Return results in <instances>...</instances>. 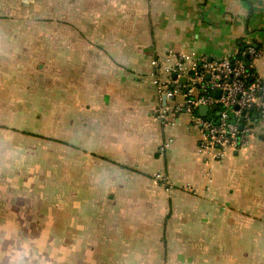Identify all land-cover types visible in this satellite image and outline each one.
<instances>
[{
  "label": "crops",
  "instance_id": "0c3cea01",
  "mask_svg": "<svg viewBox=\"0 0 264 264\" xmlns=\"http://www.w3.org/2000/svg\"><path fill=\"white\" fill-rule=\"evenodd\" d=\"M249 45L264 0H0V264H264V107L221 162L153 115L152 58Z\"/></svg>",
  "mask_w": 264,
  "mask_h": 264
},
{
  "label": "built area",
  "instance_id": "2783aa9c",
  "mask_svg": "<svg viewBox=\"0 0 264 264\" xmlns=\"http://www.w3.org/2000/svg\"><path fill=\"white\" fill-rule=\"evenodd\" d=\"M259 57L249 45L212 61L171 52L152 58L151 84L158 101L154 117L164 122L188 116L197 133V152L214 162L243 150L264 107V87L252 64ZM216 92L220 93L218 98ZM203 106L208 109L205 116L199 114ZM166 148L162 146L160 153ZM154 180L172 189L164 175L156 174Z\"/></svg>",
  "mask_w": 264,
  "mask_h": 264
},
{
  "label": "water",
  "instance_id": "95a60500",
  "mask_svg": "<svg viewBox=\"0 0 264 264\" xmlns=\"http://www.w3.org/2000/svg\"><path fill=\"white\" fill-rule=\"evenodd\" d=\"M215 96L218 98L219 96H220V93L219 92H216L215 93ZM207 107H201L200 109H199V114L201 115V116H205L206 115V113H207Z\"/></svg>",
  "mask_w": 264,
  "mask_h": 264
},
{
  "label": "trees",
  "instance_id": "16d2710c",
  "mask_svg": "<svg viewBox=\"0 0 264 264\" xmlns=\"http://www.w3.org/2000/svg\"><path fill=\"white\" fill-rule=\"evenodd\" d=\"M244 48H245V46H241V50L244 49ZM244 60L247 61V59H244Z\"/></svg>",
  "mask_w": 264,
  "mask_h": 264
}]
</instances>
